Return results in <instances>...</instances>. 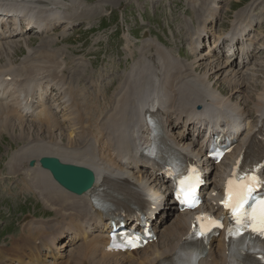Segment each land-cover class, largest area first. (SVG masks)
I'll return each mask as SVG.
<instances>
[{
  "label": "bare ground",
  "instance_id": "bare-ground-1",
  "mask_svg": "<svg viewBox=\"0 0 264 264\" xmlns=\"http://www.w3.org/2000/svg\"><path fill=\"white\" fill-rule=\"evenodd\" d=\"M85 1L0 0V100L7 102L0 103V128H11L12 137L23 143L11 158L10 171L25 181L26 190L37 193L54 210L59 222L56 229L55 225L39 224L35 218L24 223L22 234L12 239L11 247L0 248V264H192L184 242L190 236L196 214L177 212L167 197L170 185L162 178L165 164L145 160L143 153L151 145L148 120L162 123L172 150L185 157L203 159L208 178L205 202L198 212L220 215L216 205L223 196L222 182L228 176V168L254 145L264 127V60L256 65L262 68L260 73L254 67L246 68L256 58L255 51L264 50L263 38L250 39L254 20L242 10L226 36L215 31L208 38L209 52H202L203 35H209L221 16L216 0L209 6L202 2L200 19L188 34L196 37L191 42L196 58L188 65L193 67L186 69L183 64L182 57L189 56L185 51L176 58L159 41L149 38L136 56L131 53V58L125 59L127 64L132 63L129 70H121V65L115 67L114 63L107 71L93 73L86 61V48L91 42L87 32L95 28L84 30L83 25L91 22L82 21L96 19L111 8L105 1L108 6L99 3L87 9ZM131 8L133 3L128 0L120 9L123 25L131 23ZM170 11L164 7L162 12ZM112 14L115 17L101 16L100 23L118 22L116 10ZM74 23L82 25L65 36H52L54 29L61 25L70 29ZM33 33L49 36L42 37L45 41L38 49L35 44L31 46L32 38H25ZM227 37L229 44L237 43L228 44L225 58L220 59L216 51ZM124 39L129 52L131 44ZM18 40L23 43L21 48L31 51L25 56L28 62H21L22 58L15 62L18 57H14L16 49H12ZM174 40L177 46L178 41ZM110 51L101 44L87 54L93 70L102 53L106 56ZM237 56L241 59L239 64ZM203 60L209 70L200 76ZM221 76L230 92L218 85ZM108 79L109 83H104ZM103 99L105 105L97 108ZM211 127L231 132L222 137L236 144L234 152L217 167L202 158L206 150L202 139ZM176 130H180L178 136ZM44 156L91 170L96 177L94 188L82 196L70 193L41 167ZM103 189L126 195L151 218L157 215L153 222L156 242L131 253L106 252L111 217L94 203ZM66 239L77 248L68 261L59 255ZM45 247L55 248L57 255L51 253L52 259H48L46 254L44 258ZM228 251L222 235L213 241L198 264H236Z\"/></svg>",
  "mask_w": 264,
  "mask_h": 264
},
{
  "label": "rangeland",
  "instance_id": "rangeland-1",
  "mask_svg": "<svg viewBox=\"0 0 264 264\" xmlns=\"http://www.w3.org/2000/svg\"><path fill=\"white\" fill-rule=\"evenodd\" d=\"M105 1L106 3H109L111 8L110 10L99 15L96 17V19L89 18L90 20L88 19L82 21L91 22L90 24L83 25L85 28L84 30H89L91 27L95 28L93 31L87 32V37L91 40L86 48V61L89 63L90 71L93 73L107 71L109 66L114 63L115 67L121 65V70H129L132 63L127 64L125 59H130L131 53L133 56H136L141 51L144 42L149 38H151L153 41H159V43L164 45L168 51H171L176 58L179 57L180 51H185V53L189 56L182 57L183 64L186 65V69L191 68L192 65H188L196 58L197 54L191 51V42H193L196 37L188 34L189 31L193 30L194 26L197 25V21L200 19V10H203L202 2H205L206 5L209 6L213 3V0H131V3H133V8L128 11V16L131 21L129 25H123L121 21L122 12L120 11V9L125 8V4L128 0H86V8H94L99 3L100 6H108L104 4ZM216 3H218L220 6L221 16L218 18V22L216 20V24L213 25V29H210L209 35H203L204 39L200 43L202 44V52H209L210 48L208 38L212 36V33L219 31V34L223 35V37L226 36H224V34L232 29V25L237 18L236 14L240 13L242 10H246L248 19L254 20L253 30H251L252 28L249 29L251 30V33L249 34L250 39L263 38L262 43L264 44V0H216ZM72 5L73 4H70L69 6ZM164 7H166L169 11L172 9V11L167 14H163L162 11ZM112 10H116V13H118V22L115 23L107 21L100 23L99 18L101 16H106L107 18L115 17V15L112 14ZM96 12L98 13V10ZM227 14L229 16H227ZM169 23H171V29H168ZM80 25H82V23H74L70 29L69 27L65 28L64 25H61L59 28H56L52 31V36L60 37L63 34V36H65V34L71 33L73 28H76ZM160 30L164 31V34L159 33ZM172 31H174L175 34H173ZM28 35L25 36V38H32L31 46L35 44V49H38L39 45L45 41L42 39V37H45V39L46 37H49L48 35L39 37L37 33ZM124 38H126L131 44L129 52L126 51L127 41ZM173 38H175L174 42L176 40L178 41L177 46L173 44ZM35 40L38 42H35ZM228 40V37L222 39L221 48L216 51L219 53L220 59H223V57L225 58V55L227 54V46L229 44ZM98 42H100L99 45L97 44ZM15 43L12 49V51L16 49L14 57H18L16 58L15 62L17 63L21 60V58L22 62L25 60V56H27L31 51L21 48L23 45L21 40H18ZM101 44L107 49L110 48L111 51L106 56L105 53H102V59H100V63L97 67H94L96 70H93L92 64L90 63V58L87 57V54L98 49ZM18 46L19 48H17ZM62 49L67 51V49L64 47ZM119 52L124 54V56L120 55ZM257 52L258 56L256 55V58L252 61V64L250 63V65H248L246 68L249 69L254 67L257 69L255 72L257 71L258 73L259 71L260 73L262 68L256 65L263 62L264 50L258 49L255 51V53ZM11 55H13V53H11ZM258 58L260 61H258ZM235 59L236 63L239 64L241 61L240 57L237 56ZM25 61L28 62L27 60ZM215 63H217V61ZM194 66L198 65L195 64ZM202 68L204 69L203 73L202 71L198 72L200 76H204L203 74L206 73V69L209 70V68L204 67V60L202 61ZM234 69L238 71L239 66L235 67ZM211 73L214 74L213 72ZM89 74L91 75V72ZM217 78L219 80L220 77ZM224 79L225 77H222V79L219 80L218 85L222 88V90L230 92L229 86H226V79ZM109 81L110 79L104 81V83L107 84ZM54 96L53 97L55 100H57L59 97L57 93ZM105 102L106 100L103 99V101L98 104L97 108L103 107ZM0 103L7 102H2L0 100ZM95 116L97 117L99 114L95 113ZM11 121L15 122L13 118H11ZM25 123L32 124L30 121ZM35 126L46 128L39 124ZM64 130H67V128ZM179 133L180 130L175 131V135L178 136ZM12 135L13 133L11 128H0V248L6 245L11 247L12 239L18 238L22 234V225H25L24 223L27 224L33 218H35L39 224H45L44 226H48V224L55 225V229L59 223L57 217L55 216L54 210H50L45 205V203H43L42 199L37 193L26 190L23 187L25 185L24 180L18 176H14L11 173V158L13 157L14 153L17 152L19 146H23V143L19 140L16 141ZM63 135L65 136V133ZM189 138L190 136H188V139ZM63 144H66V142H62V145ZM34 236L38 237L37 234H34ZM45 249L46 247L42 251L44 253V258L45 256L47 257L49 255L48 259H52L54 254L57 255V250H55V248ZM76 250L77 248H73V243H71L69 239H66L62 244L61 253L59 255H64L63 257H66L65 261H68L70 257L74 255V251ZM51 253L53 255H51ZM59 261L64 260L60 259Z\"/></svg>",
  "mask_w": 264,
  "mask_h": 264
},
{
  "label": "water",
  "instance_id": "water-1",
  "mask_svg": "<svg viewBox=\"0 0 264 264\" xmlns=\"http://www.w3.org/2000/svg\"><path fill=\"white\" fill-rule=\"evenodd\" d=\"M40 164L51 173L55 182L76 196L91 191L96 182L94 173L86 168L62 164L56 158H42Z\"/></svg>",
  "mask_w": 264,
  "mask_h": 264
},
{
  "label": "snow or ice",
  "instance_id": "snow-or-ice-1",
  "mask_svg": "<svg viewBox=\"0 0 264 264\" xmlns=\"http://www.w3.org/2000/svg\"><path fill=\"white\" fill-rule=\"evenodd\" d=\"M229 183L231 184V181ZM251 191V186L246 185L244 189L236 193L234 197V202L231 205L226 203L225 207H230V210L232 211V214L236 219L237 225H240V227L242 228H248L252 226L253 222H257L259 224V228H254L253 231L258 230L259 235L264 236V201L260 202L259 217L255 215H252L250 217L247 209L244 208V205L248 201V197L251 195ZM179 198H182L183 203H189V201L194 202V191H189L188 189L181 188L180 192L178 193V199ZM253 212H255V209H253ZM236 231L239 232L240 228L238 227ZM201 235H203V233H201ZM138 239L139 238L136 237L133 238L132 241H130V243H132V246H135L134 240Z\"/></svg>",
  "mask_w": 264,
  "mask_h": 264
}]
</instances>
